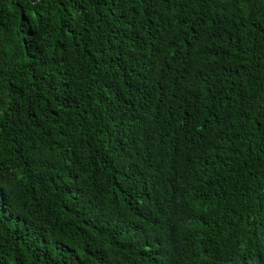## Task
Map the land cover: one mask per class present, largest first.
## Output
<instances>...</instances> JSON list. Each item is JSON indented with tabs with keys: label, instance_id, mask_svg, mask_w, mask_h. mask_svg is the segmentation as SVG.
<instances>
[{
	"label": "trees",
	"instance_id": "obj_1",
	"mask_svg": "<svg viewBox=\"0 0 264 264\" xmlns=\"http://www.w3.org/2000/svg\"><path fill=\"white\" fill-rule=\"evenodd\" d=\"M0 264H264V0H0Z\"/></svg>",
	"mask_w": 264,
	"mask_h": 264
}]
</instances>
